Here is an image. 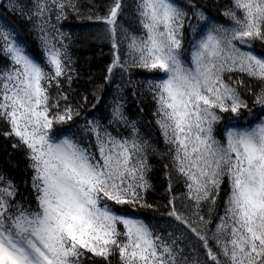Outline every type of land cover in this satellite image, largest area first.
I'll return each mask as SVG.
<instances>
[{
	"label": "snow or ice",
	"instance_id": "snow-or-ice-1",
	"mask_svg": "<svg viewBox=\"0 0 264 264\" xmlns=\"http://www.w3.org/2000/svg\"><path fill=\"white\" fill-rule=\"evenodd\" d=\"M7 6L40 52L0 22V122L30 177L22 192L0 172V264H264V0H228L225 21L199 0H109L103 14L80 0ZM73 15L95 29L81 42L111 49L82 123ZM129 91L151 97L163 152L127 114ZM153 154L165 160L167 227L134 214L156 210Z\"/></svg>",
	"mask_w": 264,
	"mask_h": 264
},
{
	"label": "trees",
	"instance_id": "trees-1",
	"mask_svg": "<svg viewBox=\"0 0 264 264\" xmlns=\"http://www.w3.org/2000/svg\"><path fill=\"white\" fill-rule=\"evenodd\" d=\"M26 2V0H25ZM199 2L205 5L208 11L217 18V20L225 21L222 16L223 7L228 0H199ZM109 3V0H80L81 10L87 13L90 9H98L100 14L105 12V5ZM220 5V6H218ZM94 6V7H93ZM7 21L10 24L15 25L21 35L28 39L29 48L33 51V54L40 52L39 41L35 38L34 33L31 32V25L27 24L19 14H13L8 10L7 0H0V22ZM129 24L132 27H136L134 21L129 19ZM93 27H86L85 23H82L76 16H70L68 20L64 21V31L72 34V40L74 41L71 51L73 60L75 61V68L78 74L77 79L72 85L70 92L71 99L74 102L80 103L81 97L87 95L89 102L84 105L83 115L80 118V122H83L85 116H89L95 111L92 108V104L95 103V99L92 96L94 85L103 82L106 73L107 65L111 62V49L107 42H101L96 40L83 41L84 34L90 31H94ZM187 38H191V33L187 34ZM187 47V46H186ZM257 51H260L259 42L255 45ZM187 56V53H186ZM190 58V57H189ZM4 63L0 60V66ZM239 78V76H235ZM253 87L256 85L253 83ZM65 91H68L67 85H64ZM127 114L131 119L139 120L141 125V134L149 141L156 143L161 152L164 151L165 145L163 138L160 137L159 130L155 125V119L152 115L154 111V103L151 97L145 95L143 98H136L131 95V92H127ZM250 107L254 112H259L258 106L253 104V97L251 95L246 96ZM101 111H106L103 105L98 106ZM143 108V111L140 109ZM98 114V113H97ZM247 117V112L244 114ZM228 121V114H225V120L218 126V132L222 133L224 130V124ZM5 127L0 122V172L10 175L14 181L20 185L21 191H25L27 182L29 181V173L27 170L26 158L22 152L12 147L15 140L10 137H6L3 133ZM218 138H220L218 136ZM150 163L152 169L149 173V181L152 184V188L145 193V199L148 203L155 206V209H140L134 214L137 217L143 218L145 222L152 224H158L160 227H167L165 205L168 200V179L165 174L164 163L165 160L157 154H153L150 157ZM174 194L179 196L183 191L182 185H174ZM99 259V258H97ZM118 257L113 259V264H117Z\"/></svg>",
	"mask_w": 264,
	"mask_h": 264
}]
</instances>
